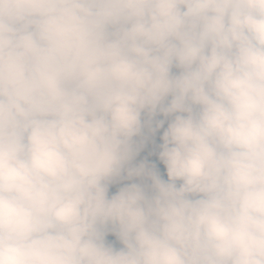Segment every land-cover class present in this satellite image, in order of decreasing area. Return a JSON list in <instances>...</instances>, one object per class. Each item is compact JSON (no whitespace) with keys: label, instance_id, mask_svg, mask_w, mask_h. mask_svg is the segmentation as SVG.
<instances>
[{"label":"clouds","instance_id":"9594fccd","mask_svg":"<svg viewBox=\"0 0 264 264\" xmlns=\"http://www.w3.org/2000/svg\"><path fill=\"white\" fill-rule=\"evenodd\" d=\"M0 264H264V0H0Z\"/></svg>","mask_w":264,"mask_h":264},{"label":"rangeland","instance_id":"374dc122","mask_svg":"<svg viewBox=\"0 0 264 264\" xmlns=\"http://www.w3.org/2000/svg\"><path fill=\"white\" fill-rule=\"evenodd\" d=\"M145 158H147L148 160L157 161V158H156V157H154V156H149L148 153H147L146 150H145L144 152H142V153L136 158L135 163H138L139 161H141V160H143V159H145ZM157 162H158V161H157ZM161 166H162V165H161ZM161 166H159V167L161 168V171L164 172V178L166 179V178H167V177H166V171L163 169V166H162V167H161ZM133 182L140 183V182H142V181H141V178H133L132 180H121L119 183L114 184V189L116 188V191H117V188L123 186L124 184L133 183ZM115 185H117V187H116ZM116 191H115V192H116ZM108 239H110V240H114L115 237H113V236H109Z\"/></svg>","mask_w":264,"mask_h":264},{"label":"trees","instance_id":"16d2710c","mask_svg":"<svg viewBox=\"0 0 264 264\" xmlns=\"http://www.w3.org/2000/svg\"><path fill=\"white\" fill-rule=\"evenodd\" d=\"M146 152L148 153L147 150H146ZM115 186L117 187V185H115ZM117 190H118V188H117ZM115 191H116V188L114 189V185L111 186V187H110V190H109L110 195L113 194V193H115Z\"/></svg>","mask_w":264,"mask_h":264},{"label":"crops","instance_id":"0c3cea01","mask_svg":"<svg viewBox=\"0 0 264 264\" xmlns=\"http://www.w3.org/2000/svg\"><path fill=\"white\" fill-rule=\"evenodd\" d=\"M158 163V162H157ZM159 166H161V165H159ZM162 167V166H161ZM113 186V185H112Z\"/></svg>","mask_w":264,"mask_h":264}]
</instances>
